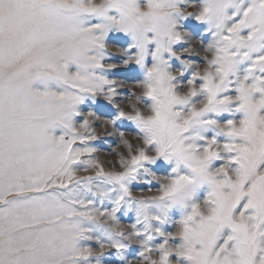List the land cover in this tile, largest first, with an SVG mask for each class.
<instances>
[{
    "label": "snow or ice",
    "instance_id": "6c2138e0",
    "mask_svg": "<svg viewBox=\"0 0 264 264\" xmlns=\"http://www.w3.org/2000/svg\"><path fill=\"white\" fill-rule=\"evenodd\" d=\"M0 264H264V0H0Z\"/></svg>",
    "mask_w": 264,
    "mask_h": 264
},
{
    "label": "rangeland",
    "instance_id": "374dc122",
    "mask_svg": "<svg viewBox=\"0 0 264 264\" xmlns=\"http://www.w3.org/2000/svg\"><path fill=\"white\" fill-rule=\"evenodd\" d=\"M109 145H110V141H106L103 145H100V147L102 148V153H101V157L102 158H104V156L106 155L107 148H108Z\"/></svg>",
    "mask_w": 264,
    "mask_h": 264
}]
</instances>
